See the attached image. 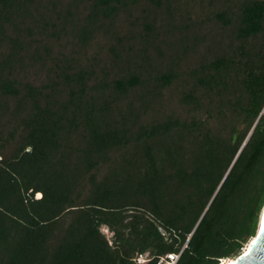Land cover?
<instances>
[{"label": "trees", "instance_id": "16d2710c", "mask_svg": "<svg viewBox=\"0 0 264 264\" xmlns=\"http://www.w3.org/2000/svg\"><path fill=\"white\" fill-rule=\"evenodd\" d=\"M263 206L264 0H0V264H221Z\"/></svg>", "mask_w": 264, "mask_h": 264}, {"label": "water", "instance_id": "95a60500", "mask_svg": "<svg viewBox=\"0 0 264 264\" xmlns=\"http://www.w3.org/2000/svg\"><path fill=\"white\" fill-rule=\"evenodd\" d=\"M232 264H264V206L260 213L256 235L248 246V252L240 253Z\"/></svg>", "mask_w": 264, "mask_h": 264}, {"label": "built area", "instance_id": "2783aa9c", "mask_svg": "<svg viewBox=\"0 0 264 264\" xmlns=\"http://www.w3.org/2000/svg\"><path fill=\"white\" fill-rule=\"evenodd\" d=\"M179 253H175V252H169L167 253L162 259L165 261V264H175L176 261L178 260L179 258ZM144 253L143 254H139L135 257V260L138 264H144V263H147V262H144ZM150 259V258H149ZM222 263V262H221Z\"/></svg>", "mask_w": 264, "mask_h": 264}, {"label": "rangeland", "instance_id": "374dc122", "mask_svg": "<svg viewBox=\"0 0 264 264\" xmlns=\"http://www.w3.org/2000/svg\"><path fill=\"white\" fill-rule=\"evenodd\" d=\"M37 196H38V194H37ZM261 213V212H260ZM259 217H260V215H259ZM102 231L106 234V236L109 238V239H111L112 238V232L108 229V227L107 226H103L102 227ZM246 245H247V243H246ZM245 245V246H246ZM245 248V247H244ZM244 250V249H243ZM146 255L147 256H150V252L149 251H147V252H145L144 253V258L146 259ZM161 261H163V263L165 264V261L163 260V259H161ZM222 263H223V261H222ZM221 263V264H222ZM144 264H146V263H144Z\"/></svg>", "mask_w": 264, "mask_h": 264}, {"label": "bare ground", "instance_id": "6f19581e", "mask_svg": "<svg viewBox=\"0 0 264 264\" xmlns=\"http://www.w3.org/2000/svg\"><path fill=\"white\" fill-rule=\"evenodd\" d=\"M252 239H253V238H252ZM252 239H251V240H252ZM251 240H250V242H251ZM250 242L247 243V245L245 246L243 252H245V253L248 252V246H249ZM143 259H144V261L146 260L144 257H143ZM234 260H235V258H233V257H228V258H226V259L223 260V263H222V264H232V263L234 262Z\"/></svg>", "mask_w": 264, "mask_h": 264}]
</instances>
